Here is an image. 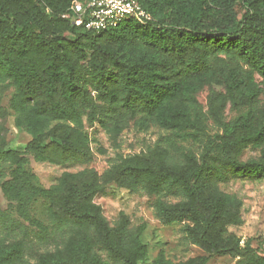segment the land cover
<instances>
[{"label": "trees", "instance_id": "obj_1", "mask_svg": "<svg viewBox=\"0 0 264 264\" xmlns=\"http://www.w3.org/2000/svg\"><path fill=\"white\" fill-rule=\"evenodd\" d=\"M137 1L154 22L128 18L95 33L62 17L72 0H0V78L15 84L16 124L31 136L25 149H6L0 125V165L12 166L0 188L31 224L47 229L29 215L32 204L44 198L50 219L68 229L62 247L41 253L36 264H107L97 246L124 264H139L148 256L142 241L146 225L132 227L125 213L111 225L95 197L110 184L157 194L166 183L179 186L183 199L158 198L157 215L165 224L183 223L187 239L207 254L179 264H206L214 254L232 256L236 264H264L250 241L242 245L229 232V226L243 222L242 201L219 188L230 176H264V158L240 159L248 146L264 147V107L257 108L264 87L256 78L264 85V0ZM86 74L111 112H100ZM206 86L209 116L222 132L199 157L188 151L176 163L167 147L156 145L101 174L65 171L49 187L27 168L28 155L57 165L92 161L83 109L89 124L99 120L114 135L143 107L162 127L192 137L204 127L194 108L196 94ZM226 101L248 110L224 122ZM139 125L147 126L145 121ZM24 255L23 240H0V264H21ZM152 264L173 262L160 252Z\"/></svg>", "mask_w": 264, "mask_h": 264}, {"label": "rangeland", "instance_id": "obj_2", "mask_svg": "<svg viewBox=\"0 0 264 264\" xmlns=\"http://www.w3.org/2000/svg\"><path fill=\"white\" fill-rule=\"evenodd\" d=\"M40 5L41 3L38 2ZM41 6V5H40ZM109 72H115L110 68ZM260 86L262 78L256 75ZM89 89L99 104L100 112L109 113L112 108L106 100L93 90L89 75L86 74ZM17 88L11 79L0 78V125L3 127V136L6 149H25L31 136L24 127L16 124L18 113L11 105L12 98ZM209 88L203 87L197 94L195 110L204 119V127L194 131L192 137L183 138L180 131L164 128L159 125L153 116L149 115L143 107L129 124L119 134L114 135L103 128L98 121L89 124L87 121L88 109H83L82 118L84 130L89 136L94 157L87 164L70 162L64 165L39 162L32 155H28L27 168L37 176L40 185L49 187L55 184L63 172H77L83 169H94L100 174L114 163L133 154L147 152L156 145L168 148L170 157L176 163L183 160V154L193 151L197 157L202 153L205 145L222 132L208 112ZM264 107V91L260 94L257 108ZM247 108L234 109L226 101L223 111L224 122H233L242 115ZM58 120H54L53 123ZM145 121L146 127L139 123ZM192 131V130H190ZM264 158V147L248 146L242 152L240 159ZM11 164L4 162L0 165V183L10 177ZM220 190L242 201L241 216L243 222L239 225L229 226V232L235 234L243 245L250 241L253 248L264 256V176L263 177H233L219 182ZM161 198L166 203H174L183 199L179 186L166 183L164 189L157 194H149L143 187L136 191L119 188L114 184L106 186L95 197V202L102 208L103 214L111 225H114L121 213L130 217L131 226L146 225L142 241L147 245L148 256L139 264H152L160 252H164L167 259L173 264H179L189 258L207 255L200 247L191 243L183 231V223L165 224L161 221L156 211V201ZM29 215L40 220L46 227L43 230L30 223L18 214L15 203L9 202L0 188V240L11 242L23 240L25 242V255L21 264H36L39 255L62 247L65 226H59L48 215V201L38 198L30 207ZM96 252L107 264H124L120 258L109 253L102 246L96 247ZM206 264H236V258L229 255L214 254L209 256Z\"/></svg>", "mask_w": 264, "mask_h": 264}, {"label": "built area", "instance_id": "obj_3", "mask_svg": "<svg viewBox=\"0 0 264 264\" xmlns=\"http://www.w3.org/2000/svg\"><path fill=\"white\" fill-rule=\"evenodd\" d=\"M62 17L95 33L114 28L128 18L143 25L154 22L153 15L137 0H72Z\"/></svg>", "mask_w": 264, "mask_h": 264}]
</instances>
